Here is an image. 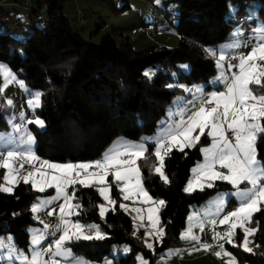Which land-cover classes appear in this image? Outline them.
Returning a JSON list of instances; mask_svg holds the SVG:
<instances>
[{
    "label": "trees",
    "instance_id": "1",
    "mask_svg": "<svg viewBox=\"0 0 264 264\" xmlns=\"http://www.w3.org/2000/svg\"><path fill=\"white\" fill-rule=\"evenodd\" d=\"M65 2L37 0V7L31 12L37 16L39 6L44 4L48 20L40 27L35 26L25 37L0 32V62L6 63L30 87L45 90L50 82L51 89L43 93L42 107L36 110L37 116L45 121V128H33V133L36 153L58 162L93 161L118 137L139 140L142 134L154 133L167 106L184 93L179 87L169 89L167 85L203 82L206 89L210 88L208 82L217 74V68L204 49L232 38V29L242 21L239 12H245L247 4H258L257 15L264 23V0H238V21L228 15V0H179L174 24L180 36L179 44L173 48L152 45L136 49L122 33H119L123 37L121 42L115 32L103 34L98 44L84 39L64 15ZM99 29L97 26L96 34ZM182 64L189 65L188 72L182 70ZM154 66L157 68L155 75L146 78L145 70ZM6 127L0 117V130ZM208 141L203 138L201 143ZM257 150L259 158L264 159V139L257 143ZM149 151L152 152L151 146ZM185 153L174 150L166 158L168 184H164L152 169L156 164L154 155L148 157L147 163L139 162L145 188L155 199L166 202L159 213L166 236L155 253L148 250L136 234V223L129 213L116 205L115 212L109 211L101 219L98 205L102 199L94 189L80 186H76L77 197L83 208L77 218L99 224L109 238L87 245L68 244L73 253L102 263L114 246L127 245L131 251L115 259V264H136L137 253L148 258L149 264H155L154 259L160 251L182 243L179 236L192 207L231 188L225 182H218L212 189L185 193L183 188L191 169L202 158L199 145L186 149ZM112 194L119 196L114 184ZM39 196L30 184L23 182L14 188L12 195L0 193V234H10L17 249H28V228L35 223L31 206ZM253 222L259 229L255 244L264 246V211L256 213ZM226 245L240 261L252 264L264 261L258 253L249 254Z\"/></svg>",
    "mask_w": 264,
    "mask_h": 264
},
{
    "label": "snow or ice",
    "instance_id": "2",
    "mask_svg": "<svg viewBox=\"0 0 264 264\" xmlns=\"http://www.w3.org/2000/svg\"><path fill=\"white\" fill-rule=\"evenodd\" d=\"M160 0H156L159 4ZM230 15L234 18L237 11L229 5ZM254 15L249 12L244 18L245 22ZM255 46L247 54L233 55L235 50L241 47L238 40L224 47L232 51L217 50L216 48H205L204 51L209 58L214 59V66L220 70L215 82L223 84L222 90L212 91L207 95L203 89L197 87L195 90L183 85L169 84V89L179 87L184 92H195L199 94L198 106L196 99L186 101L193 107L181 106L176 112L168 113L170 122L162 127V130L153 139L142 138L140 142L127 140L123 137L114 141L111 147L104 151L100 158L90 162H52L41 158L34 150L35 137L24 125H36L39 129L45 128V121L36 116V109L42 107L43 93L31 91L27 88L25 80L19 78L7 65L0 63V78L3 93L10 84H18L20 89L28 93L27 100L32 112L31 119L25 120L22 113L21 124L12 123L15 133H23L15 147L6 151H0V169H5L3 175L4 183H0V193L12 195L14 188L22 181L25 185L39 193L54 189L55 195L49 199L39 200L31 206L33 213H38L47 205L61 201L59 204V230L61 234L54 241V245L48 248H40L43 236L34 234L31 240V255H25L13 244H6V240L12 237L0 239V249H7L8 261H20V264H61L63 258L67 260L71 255L68 244L84 241H102L109 237L102 232L100 225L96 223L85 224L72 217L80 216L83 206L77 197V187L94 189L103 203L98 205V214L104 219L109 211H116L117 200L112 196V184L118 189L123 201H132L133 204L147 205V207H132L131 212L136 213L134 220H139L138 228L144 227L146 219L150 230L145 232V247L155 251L154 242L162 243L166 236L165 228L161 224L160 210L165 206L163 199H154L143 183V174L140 161L148 162V157L154 155L155 161L152 165L154 173L159 176L164 184H168L169 177L165 174V160L172 152L185 153L186 149H194L200 145L202 138H210V146H201L199 151L203 154V163H198L191 169V178L187 186L183 188L185 193L196 190L204 191L205 188L212 189L216 182H225L231 186L232 191L228 195L235 197L232 210H227L228 202L221 196L215 203V211L204 217L193 214L188 217L189 226L183 231L179 239L200 243V237L192 234L193 221L203 232L206 224L213 229L217 225L226 226L223 232L215 231L213 240L217 241L218 251L216 257H230L227 264H236L232 253L225 250L224 244L242 248L246 253H252L250 237L258 232V228L251 227L256 213L264 211V159L259 158L257 143L264 139V26L254 28ZM242 35V28L236 27L231 33L233 38ZM232 55L238 63L233 65L227 63L226 59ZM187 67V66H185ZM225 68L230 75L225 74ZM236 69V71H232ZM146 78L151 74L144 72ZM181 98L178 97L177 100ZM8 106L13 104L12 100L6 101ZM175 104L176 101H173ZM211 105V107H209ZM163 125V122H162ZM150 142L152 152L144 142ZM187 155V153H185ZM23 158L29 165L26 174L21 175L20 170L14 167V161ZM23 168V165H21ZM112 178V183L109 182ZM69 189H72L70 192ZM119 208L125 213L129 207L120 203ZM54 211V210H53ZM52 215V212H49ZM259 223V221H256ZM47 227V225H45ZM237 229L242 230L243 240L241 244L236 243ZM220 241H223L221 243ZM260 247L259 244L256 245ZM212 245L202 244L201 248L208 251ZM125 253L131 251L128 247L123 249ZM180 255L179 249L170 250L169 255ZM191 254V253H189ZM138 264H149L143 255L136 257ZM71 264V262H70ZM74 264H86L83 260H75ZM112 264V261H106Z\"/></svg>",
    "mask_w": 264,
    "mask_h": 264
},
{
    "label": "rangeland",
    "instance_id": "3",
    "mask_svg": "<svg viewBox=\"0 0 264 264\" xmlns=\"http://www.w3.org/2000/svg\"><path fill=\"white\" fill-rule=\"evenodd\" d=\"M109 1L113 4L115 8L120 9L118 13H114L113 9L110 8ZM109 1L108 0H66L63 12H64V15L69 19L70 25L73 28H75L77 32L84 39L89 40L95 44H98L99 39L103 34H108L111 32H115L118 42H121L123 37L128 36L129 41L132 43V45L136 49H143V48H146L152 45H162V46L173 48L179 44L180 36L179 34L175 32V29H174V24L176 22L177 14L179 12V0H160L159 4L156 3V0H109ZM27 4L28 5H26V7L20 5V7L22 8H19L16 11V16L14 17V19L5 18L4 19L5 22L3 21L2 18L0 19V24L1 26L4 27V30L9 29L11 33L14 34L15 36L24 37L25 34L22 32L23 31L22 29L29 31L28 33L29 35L31 34L30 30H32L35 26L40 27L47 22L48 20L47 19V7L45 5H42L38 10L37 16H33L32 18L33 24H32L29 21V19H31L30 18L31 12H29V10L35 7V5L32 4L31 0L30 1L27 0ZM125 4H128L129 7L125 6ZM229 5H232L234 8H236L237 9L236 13H237L239 11V2L238 0H228V15L232 17L230 15ZM249 7H256V9H258V4L257 3L247 4L245 7V12L243 11L239 12L240 14L239 16L241 18L242 17L245 18L248 16V13L250 12ZM79 12H83L85 15V23L83 25H79L76 20ZM236 13H235L234 18L233 17L232 18L235 21H238L240 18L237 17ZM255 19H257V17H255ZM252 20L253 19H250L247 21H252ZM257 21L261 22L262 20H257ZM15 24H17L19 31L14 29ZM243 25H245V23ZM97 26H100V29L98 33L96 34ZM152 26H157L161 28L162 30H164V32L161 34H151L147 31V28H150ZM236 27L232 29L231 33L235 30ZM240 27H242V25ZM119 33H122L123 37L119 36ZM231 33H230V36H231ZM253 41L255 42V40ZM251 44L252 43L250 42L248 38L247 40L243 41L244 48L242 49V47H240L238 50H235V51L236 52L240 51L243 54H247L252 48ZM211 46L213 47V45H210V46H207V48H212ZM229 51H232V50H229ZM229 51H226V52H229ZM232 61L235 62L236 64L238 63L237 59H232ZM0 63L7 65L4 62H0ZM181 67L183 71L185 72L189 71L188 64H182ZM234 70L236 69H232V71ZM156 71H157V68L155 66L149 67L145 70V72H148L151 74V78L155 75ZM225 74L230 75L228 71L226 72V69H225ZM218 75H220L219 69H217V74L214 77H212L208 82L209 85L211 86V89L209 88L211 92L223 89L222 83H221L222 85L219 87V85H215V83L213 82ZM2 84H3L2 78H0V86H2ZM180 85H183L192 90H195L197 87H201L203 89V92L206 93L205 95L208 94L207 93L208 90H206V83H203V82L197 83V84H191V85L186 84V83H181ZM26 86L31 91H40L42 93L48 92L51 89L50 82H48V86L45 90H43L42 88H33V87L28 86L27 84ZM178 97H180L181 99L177 100ZM198 97L199 95H197V93H195L194 91L189 92V93L184 92L183 94L178 95L167 106L165 115L158 121V126L154 133L142 134L139 140H132L126 137H123V138L134 141V142H140L142 138H148V137H151L154 139L156 135L162 130V127L170 122L169 117H168L169 111L171 110L173 112L181 106L182 103L178 104V101H181L182 99L186 101L196 99V106H197ZM29 98H30L29 94L21 90L19 85L15 83L10 84L9 87L3 93H0V117L7 125L6 128H2L0 130V151H4L5 154L8 149L16 146V144L20 140V137L23 135L22 132L21 133L13 132L12 123L21 124L22 121L20 120V116L22 113L25 116V120L33 118L32 112L29 109V106L27 104V100ZM7 100L13 101V104L11 107L8 106L6 102ZM173 101H176V103L174 104ZM162 122H163V125H162ZM24 126L27 127L32 133H33V128H36L38 130H43V129H39L36 125L25 124ZM119 138L121 137L116 138V140L114 141L119 140ZM205 138L209 140L208 143H201L199 145V148L201 146H210V138H207V137ZM113 142L104 151H106L109 147H111ZM144 142L146 143V146L148 147L151 146L150 142L147 141L146 139ZM36 146H37V142L35 138V144H34L35 152H36ZM40 157L49 159V158L42 157V156ZM2 159L3 157L0 156V160ZM49 160L52 162H58V161H54L51 159ZM78 162H90V161H78ZM198 163H203V154H202L201 160H199L193 167H195ZM21 165H23V168H21ZM156 165L158 166V162H156ZM14 167L20 170L21 175H24L26 174V171L29 169L30 165L23 158H19L16 161H14ZM6 171L7 170L5 169H0V183H4L3 175L6 174ZM191 175L192 174H190L189 179L191 178ZM109 182L110 184L112 183L111 177H109ZM186 186H187V183L185 187ZM69 191L71 192L72 189H69ZM196 191H199V190H196ZM231 191H232L231 188L226 189V190L224 189L223 191H220L217 194L210 197L206 202L198 206L192 207L190 213L187 216L185 226L181 230V233L188 228L189 226L188 217L190 215L198 214L199 216L204 217L206 214L214 212L215 203L219 200L221 196H224L225 200L228 202L226 211L232 210L235 204V197L228 195V193H230ZM188 194H191V193H188ZM53 195H55L54 189H49L44 193H40V196L38 197L37 201L34 203H38L39 200L49 199ZM112 196L113 198L117 200L116 205H119L120 203H125L128 205L129 210H131L132 207H147V205H140L139 203L133 204L132 201H123L120 194L118 197L114 196L113 194ZM230 199H232L233 202H230ZM60 203H62V200L55 201L47 205L46 207L41 209L38 213L32 212L35 223L30 225L28 228V232L30 234V242H29L28 249L26 251L22 249H18V250L24 252L25 255L30 256L31 249L33 247L31 244V240H32L33 235L37 233L43 236L41 244L45 240L51 237V236H48L49 234H52L53 232H56V231L57 233H59L58 236H55L54 239L50 241L54 242L56 239H58L59 235L61 234V231L59 230V224H60L59 204ZM101 203H103V200ZM49 212H52V215H49ZM77 217L78 216H74L72 217V219L79 220ZM145 220L146 221H143L144 227H140V228L137 227L140 221L135 220L136 234L140 237H141L142 229L144 230L149 227L147 219ZM79 221L82 222L81 220ZM82 223L91 224L95 222H82ZM192 223H193L192 234L200 237V243L197 244L196 242L183 241L180 244L168 246L167 248H164L162 251L158 253L156 258L154 259L155 264H227L230 257H225L223 255L221 257H216L215 253L212 254L209 252V250L205 251L201 248L202 244H209L214 247H217V241L213 240L214 232L215 231L223 232L226 230V226L217 225L215 229H213L211 225L206 224L203 232H201L199 227L195 225V221H193ZM45 225H47V227H45ZM250 226L257 228V225L254 222ZM220 228H222V230H220ZM7 237H12V236L10 234H0V239H5ZM235 239H236L237 244L242 243L243 234H242L241 229H237V236ZM254 239H255V235L250 237V240L253 241V243L250 244V247L253 248L252 253H255V254L258 253L259 256L264 257V246L257 247ZM142 240L144 243L145 235H142ZM92 241L97 242L96 240H92ZM5 242L6 244L15 245L13 242V239L10 241L5 239ZM90 242L91 241H84V240L79 241L81 245L83 244L87 245ZM148 242L154 243L155 251L154 252L151 251L152 253H155L156 248L161 245V243L154 242L151 239H149ZM220 242L223 243V241H220ZM226 244L227 243L224 244L225 250L232 253V255L236 259V264H252L246 260L240 261L237 255L229 247H227ZM67 247L71 250L72 255L67 260L63 258H58L61 260V264H70V262L71 264H74L75 260H83L86 262V264H106V261L110 260L112 261V264H115L114 263L115 259L121 256L128 255L129 252L125 253L123 249L125 247H128L130 249V247L127 245L114 246L110 251V255L106 256L103 259L102 263H99V262L88 260L83 255H75L71 247L69 245ZM40 248H41V245H40ZM236 248H239V247H236ZM176 249H179L181 251L180 255H175V254L169 255L170 250H176ZM239 249L242 250V248H239ZM138 255H143V254L137 253L135 255L136 264H138V261L136 260V257ZM6 257H7V249L6 248L0 249V260L2 261V264H20V261L18 260L8 261ZM146 259L149 262V259L148 258ZM262 264H264V261L262 262Z\"/></svg>",
    "mask_w": 264,
    "mask_h": 264
},
{
    "label": "crops",
    "instance_id": "4",
    "mask_svg": "<svg viewBox=\"0 0 264 264\" xmlns=\"http://www.w3.org/2000/svg\"><path fill=\"white\" fill-rule=\"evenodd\" d=\"M28 1H30V0H28ZM32 1V4L33 5H35L36 6V1L37 0H31ZM109 1V0H108ZM109 3H110V8L111 9H114L115 7L113 6V4L109 1ZM20 5H22V6H24V7H26V5H28L27 4V0H17V1H13V2H4V3H2V4H0V19L2 18L3 19V21H4V19L5 18H12V19H14V17L16 16V11L19 9V8H22V7H20ZM44 5V4H43ZM41 6H39V8H40ZM127 7H129V6H127ZM34 8V7H33ZM249 9H250V11L251 12H253L254 13V15L252 16V18L251 19H253L252 21H246L245 22V20H244V18L242 17V21H239V23H238V25H237V27L239 26H241L242 25V35L240 36V37H237V38H231V39H229V40H227V41H224V42H221V43H219V44H216V45H213V47L212 48H216L218 51L219 50H221V49H223V50H225V51H229L230 49H227V48H225L224 46L225 45H228V44H230V43H232L233 42V40L234 39H236V40H238L239 41V43L241 44V47H242V49L244 48V45H243V41H245V40H247L248 38H249V40H250V42L252 43L251 44V47H253V46H255V42L253 41V40H255V37H254V28H256V27H260V26H264V23H261L260 21H257V20H260V18H258V15H257V11H258V9H256V7H249ZM31 10H32V8L29 10V12H31ZM113 12H114V10H113ZM114 13H117V12H114ZM33 16H34V13H32L31 12V19H29V21L33 24V22H32V18H33ZM255 17H257V19H255ZM77 20V19H76ZM5 22V21H4ZM77 23L79 24V25H81L79 22H78V20H77ZM245 23V25H243ZM15 27H14V29L15 30H18L19 31V29H18V26H17V24H15L14 25ZM153 27V26H152ZM157 27V26H156ZM159 28V27H158ZM149 28H147V30H148ZM23 31V33L25 34L24 35V37L26 36V35H28V33H29V31H27V30H25V29H22ZM33 30V29H32ZM32 30H30V31H32ZM159 30H160V32H158V33H155V34H161V33H163L164 32V30H162L161 28H159ZM0 32H8V33H10V34H12L11 33V31L8 29V30H4V27L3 26H1V24H0ZM150 33V32H149ZM152 34V33H151ZM14 35V34H13ZM242 42V43H241ZM233 55H239V54H241V52L240 51H234L233 53H232ZM232 55H229L228 57H227V59H226V65H227V63H231V64H233V65H235L236 63L235 62H233L232 61ZM226 69V72H227V68H225ZM215 85H219V87L222 85L220 82H215ZM218 87V88H219ZM210 89H211V86H210ZM210 89H206V90H208V94L211 92V90ZM203 94L205 95L206 93H204L203 92ZM197 95H199V94H197ZM189 101H193V100H189ZM185 102H186V100H184V99H182L181 101H178V104H181V106H185V107H187V108H191V107H193V105L191 104V103H188V104H185ZM181 106L178 108V109H180L181 108ZM197 106H198V104H197ZM177 109V110H178ZM177 110H175V111H173V112H176ZM116 140V139H115ZM133 218L136 216V213H134V212H131V210H129V212H128ZM145 219H146V213H145ZM144 221H146V220H144ZM137 223H139V222H137ZM140 224V223H139ZM146 228V227H145ZM147 230H150L149 229V227L147 228V229H142V232H141V238H142V235H145V232L147 231ZM58 234L59 233H57V231L56 232H53L52 234H49L48 236H51L49 239H47V240H45L42 244H41V248L42 249H44V248H48V247H51L50 246V240H53L54 239V237L55 236H58ZM53 237V238H52Z\"/></svg>",
    "mask_w": 264,
    "mask_h": 264
},
{
    "label": "built area",
    "instance_id": "5",
    "mask_svg": "<svg viewBox=\"0 0 264 264\" xmlns=\"http://www.w3.org/2000/svg\"><path fill=\"white\" fill-rule=\"evenodd\" d=\"M13 1H17V0H0V4L4 3V2H13ZM77 20L78 22L83 25L85 23V15L83 12H79L78 15H77ZM148 32L152 33V34H155V33H158L160 32L159 28L156 27V26H153V27H150L148 30ZM236 71V70H234ZM209 107H211V105H209ZM220 230H222V228H220ZM50 246H53L54 245V242L50 241ZM219 248L218 246L217 247H212L209 252L214 254L216 251H218Z\"/></svg>",
    "mask_w": 264,
    "mask_h": 264
}]
</instances>
